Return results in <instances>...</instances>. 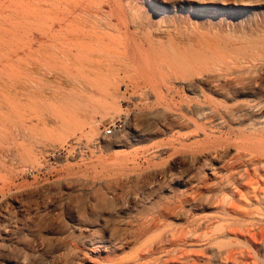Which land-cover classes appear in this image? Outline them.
I'll return each instance as SVG.
<instances>
[{"label": "rangeland", "instance_id": "374dc122", "mask_svg": "<svg viewBox=\"0 0 264 264\" xmlns=\"http://www.w3.org/2000/svg\"><path fill=\"white\" fill-rule=\"evenodd\" d=\"M161 1L146 10L198 7ZM202 11L224 30L249 14ZM53 51L0 43V264H264V108L234 120L198 115L203 93L169 55L144 50L116 93L65 107L50 68L66 57ZM249 65L217 64L245 83L204 93L220 107L264 104V71ZM113 121L120 127L103 134Z\"/></svg>", "mask_w": 264, "mask_h": 264}, {"label": "bare ground", "instance_id": "6f19581e", "mask_svg": "<svg viewBox=\"0 0 264 264\" xmlns=\"http://www.w3.org/2000/svg\"><path fill=\"white\" fill-rule=\"evenodd\" d=\"M189 1L198 7L183 9L179 16L152 13L145 8L146 0H0V43L54 49L56 58L64 52L65 62L50 70L55 74L52 97L65 107H84L94 100V91L116 93L125 74L137 72L138 53L146 56L149 51L169 55L187 74L185 86L203 93L207 104L195 106L198 115L218 113L234 120L264 108L262 101L220 107L203 89L207 85L230 94L245 83L239 78L234 82L216 69L227 59L249 63L252 72L264 71V1ZM229 5L248 9L247 18L233 16L227 30L202 20L203 8ZM48 57L53 59L49 52ZM246 82L258 84L254 75ZM252 192L256 197L254 188Z\"/></svg>", "mask_w": 264, "mask_h": 264}, {"label": "built area", "instance_id": "2783aa9c", "mask_svg": "<svg viewBox=\"0 0 264 264\" xmlns=\"http://www.w3.org/2000/svg\"><path fill=\"white\" fill-rule=\"evenodd\" d=\"M119 127H120V122L113 121L111 124H108L105 127L103 134L112 133L113 131L116 130V128H119ZM101 137L102 136H99V135L95 136L90 141V145L93 146V147L98 146L100 144ZM75 143H77L79 145L82 144L84 149L87 148V144H86V140L85 139H83L82 141L81 140H76ZM56 152L58 154L63 155V148H57Z\"/></svg>", "mask_w": 264, "mask_h": 264}]
</instances>
